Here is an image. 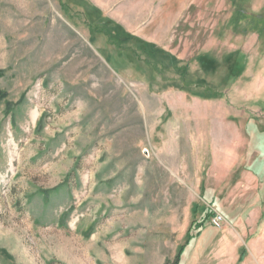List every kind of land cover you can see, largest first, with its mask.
<instances>
[{
  "label": "rangeland",
  "instance_id": "rangeland-1",
  "mask_svg": "<svg viewBox=\"0 0 264 264\" xmlns=\"http://www.w3.org/2000/svg\"><path fill=\"white\" fill-rule=\"evenodd\" d=\"M181 248L264 264V0H0V264Z\"/></svg>",
  "mask_w": 264,
  "mask_h": 264
},
{
  "label": "built area",
  "instance_id": "built-area-1",
  "mask_svg": "<svg viewBox=\"0 0 264 264\" xmlns=\"http://www.w3.org/2000/svg\"><path fill=\"white\" fill-rule=\"evenodd\" d=\"M211 222L214 226L219 227L220 223L222 222V218L219 215H215L212 219Z\"/></svg>",
  "mask_w": 264,
  "mask_h": 264
},
{
  "label": "trees",
  "instance_id": "trees-1",
  "mask_svg": "<svg viewBox=\"0 0 264 264\" xmlns=\"http://www.w3.org/2000/svg\"><path fill=\"white\" fill-rule=\"evenodd\" d=\"M189 241H190V237L187 238L186 243H188ZM182 251H183V249L181 248L179 253H178V255H177V258H176L175 262H173L172 264H178V260H179V257L181 255Z\"/></svg>",
  "mask_w": 264,
  "mask_h": 264
}]
</instances>
